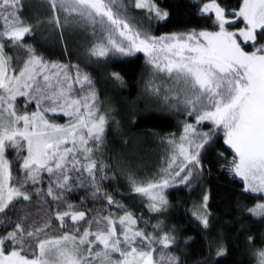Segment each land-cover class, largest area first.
<instances>
[{
  "label": "snow or ice",
  "instance_id": "1",
  "mask_svg": "<svg viewBox=\"0 0 264 264\" xmlns=\"http://www.w3.org/2000/svg\"><path fill=\"white\" fill-rule=\"evenodd\" d=\"M40 3L0 0V264H189L188 227L207 246L192 264H264V0H194L196 27L168 32L162 0ZM40 32L65 52L79 33L83 56L51 60ZM130 90L180 117L152 133L164 153L148 174L106 151L133 139L116 100ZM213 163L239 178L230 240L204 183ZM185 190L199 195L170 199Z\"/></svg>",
  "mask_w": 264,
  "mask_h": 264
},
{
  "label": "trees",
  "instance_id": "2",
  "mask_svg": "<svg viewBox=\"0 0 264 264\" xmlns=\"http://www.w3.org/2000/svg\"><path fill=\"white\" fill-rule=\"evenodd\" d=\"M32 3L34 13L42 11L40 0H32ZM162 3L168 6V10L171 12V19L167 24L157 26L160 32L183 31L188 27H196L195 20L197 18L192 15L193 9L191 7L194 0H162ZM34 42L42 47L51 60L62 63H68L69 60L72 63H76L77 58L83 56L87 44L86 39L79 33H74L69 39V50L67 52L64 51L60 43L46 32L38 33ZM137 56L141 58L136 60L133 67L139 68L144 63L143 54L138 53ZM133 59L135 60V58ZM116 100L118 101L117 107L123 117V126L133 139H130L128 145L125 146L117 135H110L108 137L107 154L112 156L119 152L138 171L148 174L161 165L164 153L163 147L153 138L152 133L175 131L180 117L171 116L161 111L160 107L151 101L137 99L135 90L120 93ZM125 100L134 101V107L126 106L124 104ZM132 111L136 113V115L131 116L135 123L129 124L128 119ZM117 119H121V117H117ZM218 150L223 151V147ZM210 167L212 172L204 177V183L212 190L213 200L210 203L212 204V211L217 217L215 228L223 232L226 239L230 240L234 236L235 223V216L231 214V209L234 197L238 191L239 178H233L231 175L226 174L223 171L222 163H213ZM123 183L122 180L119 181L121 192L124 191ZM109 190L115 194V186ZM198 195V192L190 194L185 190L174 193L170 199H174V201H183L189 198L195 200ZM175 219L179 223L185 222L182 209L177 211ZM259 230V228L255 229V231ZM181 236L194 237V241H190L187 248L189 264L200 259L206 253L205 240L196 230L188 227V230L182 232ZM219 259L221 264H242L243 261V257L239 256L235 251L232 255Z\"/></svg>",
  "mask_w": 264,
  "mask_h": 264
}]
</instances>
